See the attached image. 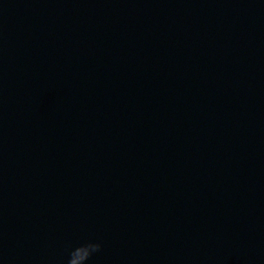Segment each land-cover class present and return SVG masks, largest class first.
I'll return each mask as SVG.
<instances>
[{"label": "water", "instance_id": "obj_1", "mask_svg": "<svg viewBox=\"0 0 264 264\" xmlns=\"http://www.w3.org/2000/svg\"><path fill=\"white\" fill-rule=\"evenodd\" d=\"M264 264V0H0V264Z\"/></svg>", "mask_w": 264, "mask_h": 264}, {"label": "clouds", "instance_id": "obj_2", "mask_svg": "<svg viewBox=\"0 0 264 264\" xmlns=\"http://www.w3.org/2000/svg\"><path fill=\"white\" fill-rule=\"evenodd\" d=\"M101 250L102 245L94 241L70 248L66 264H89L92 257Z\"/></svg>", "mask_w": 264, "mask_h": 264}]
</instances>
